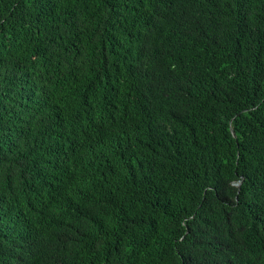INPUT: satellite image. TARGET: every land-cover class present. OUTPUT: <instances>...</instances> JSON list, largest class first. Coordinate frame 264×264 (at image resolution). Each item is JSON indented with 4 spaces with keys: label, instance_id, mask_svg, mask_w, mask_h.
I'll return each mask as SVG.
<instances>
[{
    "label": "trees",
    "instance_id": "trees-1",
    "mask_svg": "<svg viewBox=\"0 0 264 264\" xmlns=\"http://www.w3.org/2000/svg\"><path fill=\"white\" fill-rule=\"evenodd\" d=\"M0 264H264V0H0Z\"/></svg>",
    "mask_w": 264,
    "mask_h": 264
},
{
    "label": "water",
    "instance_id": "water-1",
    "mask_svg": "<svg viewBox=\"0 0 264 264\" xmlns=\"http://www.w3.org/2000/svg\"><path fill=\"white\" fill-rule=\"evenodd\" d=\"M232 132H233L234 136H236L235 131L232 130ZM236 184L239 186V185H240V182H238V183H236Z\"/></svg>",
    "mask_w": 264,
    "mask_h": 264
}]
</instances>
